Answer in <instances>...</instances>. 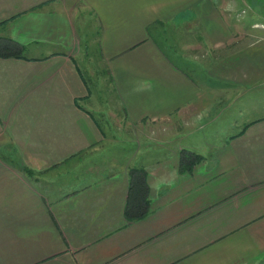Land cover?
I'll return each mask as SVG.
<instances>
[{"label": "crops", "instance_id": "1", "mask_svg": "<svg viewBox=\"0 0 264 264\" xmlns=\"http://www.w3.org/2000/svg\"><path fill=\"white\" fill-rule=\"evenodd\" d=\"M213 4L0 0L23 56L0 58V264H264V115L218 134L209 82L160 48L199 16L230 30ZM133 170L147 210L127 220Z\"/></svg>", "mask_w": 264, "mask_h": 264}, {"label": "rangeland", "instance_id": "2", "mask_svg": "<svg viewBox=\"0 0 264 264\" xmlns=\"http://www.w3.org/2000/svg\"><path fill=\"white\" fill-rule=\"evenodd\" d=\"M213 2L215 8H230V14H224L225 20L231 23L230 30L211 31L209 19L199 16L197 24L182 22L176 30L167 27L165 31L159 30V37L163 39L159 42L160 48L174 56L183 71L192 74L200 83L209 82L211 96L217 102L211 111L215 115L210 121L214 122L212 128L218 134H227L234 133L243 122L264 115V0ZM231 18L235 21H228ZM252 23L256 26L251 27ZM76 25L81 27L77 34L81 40L79 47L85 53L83 56L95 59L97 49L92 44L93 32ZM23 51L28 53V50ZM87 65L86 76L92 70L98 72L97 63ZM226 122H234L236 127L227 126Z\"/></svg>", "mask_w": 264, "mask_h": 264}, {"label": "trees", "instance_id": "3", "mask_svg": "<svg viewBox=\"0 0 264 264\" xmlns=\"http://www.w3.org/2000/svg\"><path fill=\"white\" fill-rule=\"evenodd\" d=\"M4 23V22H0ZM23 58L22 47L14 40L8 37L0 36V58ZM201 160L199 154L182 151L179 158V170L188 171L194 164ZM131 179L129 182V192L124 208V217L127 220H135L142 217L147 210V200L145 199L146 186L142 171H131Z\"/></svg>", "mask_w": 264, "mask_h": 264}]
</instances>
